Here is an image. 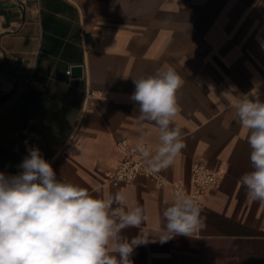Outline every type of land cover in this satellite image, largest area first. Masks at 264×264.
I'll use <instances>...</instances> for the list:
<instances>
[{
  "label": "crops",
  "instance_id": "1",
  "mask_svg": "<svg viewBox=\"0 0 264 264\" xmlns=\"http://www.w3.org/2000/svg\"><path fill=\"white\" fill-rule=\"evenodd\" d=\"M262 43L264 0H0V172L18 174L38 147L58 180L97 197L125 192L144 209L141 229L155 241L134 249L133 264H264V208L238 183L252 170L251 149L234 107L254 82L264 100ZM164 65L184 81L176 124L186 147L159 172L167 185L140 176L113 186L107 173L123 157L119 140L159 143L131 95L133 79ZM30 80L40 85L27 87ZM198 163L220 177L199 198L205 227L161 244L155 230L171 185L191 193Z\"/></svg>",
  "mask_w": 264,
  "mask_h": 264
},
{
  "label": "clouds",
  "instance_id": "2",
  "mask_svg": "<svg viewBox=\"0 0 264 264\" xmlns=\"http://www.w3.org/2000/svg\"><path fill=\"white\" fill-rule=\"evenodd\" d=\"M133 82L131 100L139 105L140 119L154 122L159 133L154 148L144 144L137 148L147 172L159 173L186 147L176 124L177 93L184 81L173 67L164 65ZM259 89L260 82H254L248 93L237 95L234 107L251 149L252 170L238 183L264 208V100ZM18 167L21 171L15 175L0 172V264H133L134 249L155 242L151 232L141 229L148 219L144 209L125 192L97 197L58 180L38 147L29 148ZM163 219L164 226L155 230L161 244L177 236L192 238L205 227L189 194L176 193ZM128 228L140 231L129 239L123 234Z\"/></svg>",
  "mask_w": 264,
  "mask_h": 264
},
{
  "label": "built area",
  "instance_id": "3",
  "mask_svg": "<svg viewBox=\"0 0 264 264\" xmlns=\"http://www.w3.org/2000/svg\"><path fill=\"white\" fill-rule=\"evenodd\" d=\"M27 87L39 86L36 80L27 82ZM118 149L122 152L123 157L117 163L111 165L110 171L107 173V182L113 186H121L132 183L140 176H149L155 179L158 187L168 184V180L159 173H149L146 170L143 159L140 156L138 148L134 147L129 139H121L117 142ZM220 177L218 173L211 170L202 163L196 164L192 169V185L191 193H188L182 183L171 185L173 198L176 193L191 195L199 204V198L204 193L218 186Z\"/></svg>",
  "mask_w": 264,
  "mask_h": 264
},
{
  "label": "water",
  "instance_id": "4",
  "mask_svg": "<svg viewBox=\"0 0 264 264\" xmlns=\"http://www.w3.org/2000/svg\"><path fill=\"white\" fill-rule=\"evenodd\" d=\"M71 74L75 77H81L83 75V67L80 65H74L71 68Z\"/></svg>",
  "mask_w": 264,
  "mask_h": 264
}]
</instances>
